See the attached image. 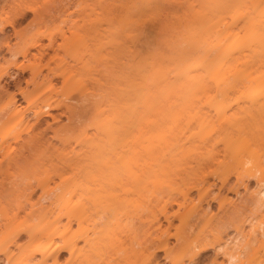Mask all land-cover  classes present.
<instances>
[{
  "label": "bare ground",
  "instance_id": "1",
  "mask_svg": "<svg viewBox=\"0 0 264 264\" xmlns=\"http://www.w3.org/2000/svg\"><path fill=\"white\" fill-rule=\"evenodd\" d=\"M155 2L123 0L124 19L109 16L104 3L97 14L60 15L52 28L46 26L50 17L34 16L35 31L31 27L27 35L13 28L19 40L23 37L17 50L6 42L13 55L43 58L49 50L52 55L33 73L32 84L44 90L28 98L21 89L28 107L18 108L12 97L0 111V255L5 264H158L159 251L170 258L175 248L170 237L188 255L171 262L191 264L211 243L184 236L183 226L196 213L212 217L200 204L210 190L207 176L216 174L225 182L229 171L244 186V195L238 188L234 193L253 214L247 227L243 222L235 226L233 236L215 237L216 253L224 259L213 264H264V251L254 248L264 243V0H200L199 6L188 5L187 13L167 12L176 32L172 52L128 72L122 60L125 30L135 24L134 16L156 12ZM25 15L1 18L0 32ZM78 46L88 47L90 55L84 73L96 69L92 62L99 55L105 78L115 76L117 84L103 82L78 98L56 91L53 81L66 79L67 69L58 71L50 63L58 48ZM69 100L89 105L81 109ZM45 116L52 121L44 126ZM61 116L67 122L53 127ZM182 119H187L184 125ZM18 125L24 127L17 131ZM48 130L55 142L46 136ZM244 177L254 179L256 189L249 190ZM12 178L25 184L22 192L33 183L42 192L35 200L27 193L11 213L2 202L9 197L5 190L18 182ZM192 190L199 194L197 201ZM218 199L221 206L228 201L239 210L227 196ZM174 203L183 208V229L172 233L169 207ZM116 226L124 231L122 259L96 258L98 246L112 242ZM62 251L68 253L64 261Z\"/></svg>",
  "mask_w": 264,
  "mask_h": 264
},
{
  "label": "rangeland",
  "instance_id": "2",
  "mask_svg": "<svg viewBox=\"0 0 264 264\" xmlns=\"http://www.w3.org/2000/svg\"><path fill=\"white\" fill-rule=\"evenodd\" d=\"M122 1L123 0H0V19L3 17L12 18L20 12H24L26 14L25 18L16 20L14 27L11 28V26L5 25L3 32H0V111L2 110L3 105L12 99V97V101L15 102V105H17L18 108L24 109L28 107L29 103L27 99L21 95V89H24L29 93L28 98L35 97L44 90L45 86L35 88V85L32 84L33 73L35 70L43 68V65L46 63L49 56L52 55L51 50H49L50 55H46L43 58H34L33 56L23 57L20 55V53L13 55V52L8 50L6 42L9 43L12 49L16 50L23 44V37L22 40H19L21 37L17 36L18 34H15V29L16 31L25 29L24 32L27 35L30 28L32 27L31 32H34L35 30L32 26H35L34 16L35 18L39 16L45 18L50 17L51 19L46 22V26L48 25L50 28H52L59 23L58 16L60 15L63 16L67 15L68 13H73L72 15L76 16L74 15L76 13L83 14L89 12H95L97 14L102 10V5L104 3H108L109 16L114 17L115 19H124L126 17V11L121 6ZM196 1L200 0H158V3L155 2L159 5H157V8H159L156 10V12L147 11L149 13L146 12V15L144 14L141 17L134 16V19H136L135 24L127 26L125 30H128L129 33H127L129 36H126L127 38H125L127 52L125 51L124 55L122 56V60L125 63V68L128 70V72H131L134 68H136V66L140 67L144 60H150L152 57L157 55H167L172 52L173 44L176 39V32L166 13L173 11L183 14L185 11H189L187 10L188 5L190 6L191 4L195 3L194 6H199V3H196ZM159 9L161 11H159ZM38 26L39 25H37V27ZM42 42L47 43V40L43 39ZM58 42H61V39H59ZM60 48L57 49L58 55H56V57L53 58L50 63L51 67H54L56 70L58 69V71L65 68L67 69L66 79L63 77H58L53 81L54 89L60 94L68 95L72 98H78V94H80L82 91L87 93L97 91L100 89L99 87L103 82H106L108 86H111L112 84L114 86L117 84V81L114 80L115 76H113V78L110 77L111 79L105 78L102 57L97 54V58L95 60L96 62H92V65H95L96 69L92 70L90 73H84L82 71V66L90 58L87 50L88 47L78 46L69 51H65L63 48ZM91 48L94 52V46ZM31 52H35V49L32 48ZM42 70L45 72V69ZM11 75L14 76L11 77ZM69 101L74 104L76 103L77 106L79 105V107L81 106V109L82 105H85L86 107L89 105V103L85 100L81 102H76L75 100ZM75 110H79V108ZM203 110H206V108H203ZM42 120V125L44 126L45 121H52L51 118L46 116L43 117ZM192 120L193 119H191L190 122ZM186 121L187 119H182V124L184 125ZM64 122H67L66 117L61 116L58 122H52V126L55 127L58 123L60 124ZM192 124H194V121H192ZM23 127V125H18L15 127V130L18 131L19 128ZM51 135L52 131L48 130L46 132V136L55 142L56 140L51 138ZM0 158H2L1 155ZM226 174L227 176L225 182H222V180L218 178L216 174L210 173L207 176L210 184V190L208 193L202 195L200 204L202 208L209 211L212 217L209 218L207 216H203L202 213H196L189 218L186 226H183L184 236L191 238H205L207 242L211 243L210 246H208V248L202 252L201 255L197 257L196 260L191 264H213L214 261H222L224 258H222L220 254L216 253L217 244H213L215 237L217 235H221V237H224L223 239H225L228 238V236H233V234H235V226L242 222L246 226L247 219L253 214V210L251 211L250 209L244 208V202L242 204V200L240 202L239 198L241 195H244L245 192L244 186H240V180L237 179L236 174L232 171H229ZM12 179L18 182L16 186L12 188L13 192L11 188V191L10 189H7V191L5 190V193L9 192L6 194L9 197L4 199L2 202V205L8 209L9 212H15L18 209L17 205L26 201L27 193L31 192L32 200H35L42 192V186L37 185V183H33V188L22 192V187L25 186V184L20 183V180L17 178ZM244 181L247 183L249 190L252 191L256 189L254 179L251 177H244ZM233 188H238V191H241L239 198L238 195L234 193ZM191 195L194 197L195 201L198 200L199 194L196 190H192ZM218 196H227L228 199H231L232 202H235L239 205V210L234 211L232 206L229 205L230 203L228 201L227 203L225 201L223 206H221ZM233 199L235 200L233 201ZM240 205H242V208H240ZM182 211L183 208L179 207V205L175 203L169 207V213L171 215L170 220L172 223L170 230L172 233L175 232V229L182 228V223L179 219V215ZM159 218L163 223V226H166L167 220H165L162 215H160ZM123 239L124 231L120 230V226H116L114 235H112V242L106 246H98L96 258L104 254L112 255L116 257V259L121 260L124 255V252L121 250V240ZM175 240V237L169 238L170 245H175L170 258H165V255L162 251L158 252V264H173L171 260H186L188 256L187 253L184 252L180 244L177 245ZM19 242H25L24 235L19 239ZM263 245V242H258L254 244V248H256L259 253H261L264 251ZM251 251L252 250H249V253ZM67 256V252H60V261H64ZM0 264H5V260L1 255ZM120 264H124V262L121 261Z\"/></svg>",
  "mask_w": 264,
  "mask_h": 264
},
{
  "label": "snow or ice",
  "instance_id": "3",
  "mask_svg": "<svg viewBox=\"0 0 264 264\" xmlns=\"http://www.w3.org/2000/svg\"><path fill=\"white\" fill-rule=\"evenodd\" d=\"M229 74H231V73H229ZM261 76L264 77V72L261 73ZM262 231H264V226H262Z\"/></svg>",
  "mask_w": 264,
  "mask_h": 264
}]
</instances>
